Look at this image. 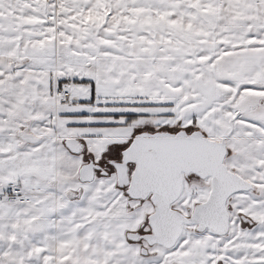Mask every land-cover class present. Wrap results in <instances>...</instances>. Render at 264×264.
I'll use <instances>...</instances> for the list:
<instances>
[{"label":"snow or ice","instance_id":"obj_1","mask_svg":"<svg viewBox=\"0 0 264 264\" xmlns=\"http://www.w3.org/2000/svg\"><path fill=\"white\" fill-rule=\"evenodd\" d=\"M18 2L32 16L0 18V202H22L23 172L67 174L49 192L74 225L115 237L108 264H236L227 245L243 238L264 259V16L189 34L195 9L183 0ZM232 2L217 0L222 11ZM94 5L100 22L84 15ZM141 9L153 17H133ZM101 82L124 98L101 96ZM134 124L103 151L104 132L74 131Z\"/></svg>","mask_w":264,"mask_h":264},{"label":"crops","instance_id":"obj_2","mask_svg":"<svg viewBox=\"0 0 264 264\" xmlns=\"http://www.w3.org/2000/svg\"><path fill=\"white\" fill-rule=\"evenodd\" d=\"M186 2V5L195 9L192 17L194 21L198 20L199 25L201 22H205L210 15L212 16L211 24L218 19H227L230 26H238L247 19L264 16V2H257V0H233L231 8L223 11L217 0H195V2L191 0V4ZM253 30L252 28L248 29V31ZM243 31L241 29V32ZM125 91L134 92V89H126ZM32 92L35 94V89H32ZM98 92L101 96L111 100L123 99L125 94V92H121L112 95L110 87L103 82L98 84ZM6 95H11V89ZM46 110L59 113L64 109L57 103L55 105L49 104ZM98 110L120 111L122 109ZM16 115L21 120L25 119L24 113H17ZM25 123L30 126V122L25 121ZM54 123L62 126L59 118ZM74 131L76 133L104 132L106 137L115 138V140L126 138L130 134L129 132L126 133L125 129H77ZM14 143L23 149V141H16L14 138ZM95 144L98 150L103 151V146L100 145L99 141H96ZM20 176L23 180V187L34 189V185L38 184L41 191L40 193L35 191L37 196L29 205H19L8 197L5 201L0 202V264H82V259H72V248L74 245L76 247L77 243L81 245L86 237L85 233L88 235L95 231L83 229L78 217L74 225L69 210H64L61 201L49 192V190H56L58 195L63 185L72 183L75 178H65L57 173L56 182L52 183L46 174L40 170L26 171ZM13 183H15V179H13ZM41 195L46 197V202L37 203L36 201ZM60 248L63 249L62 256L59 255ZM246 260L247 264L249 262H251L250 264H264V259L259 261Z\"/></svg>","mask_w":264,"mask_h":264},{"label":"rangeland","instance_id":"obj_3","mask_svg":"<svg viewBox=\"0 0 264 264\" xmlns=\"http://www.w3.org/2000/svg\"><path fill=\"white\" fill-rule=\"evenodd\" d=\"M186 1L191 4V0H184V3H187ZM84 2H87V0H84ZM146 4H152L155 2V0H144ZM159 6V5H158ZM41 7H43V4H41ZM175 7H179V5H175ZM192 7V6H191ZM20 13V15H24L27 13L29 16H32V13L29 11L27 7H24L22 4L18 2V0H5L4 5L2 9H0V18L4 19L5 21H13L16 18L17 13ZM84 15L88 18L89 21L91 22H100L104 19V13L98 11V6L94 5V10L91 13H84ZM133 17L139 18L141 21L147 22L150 20L154 13L150 10H144L141 9L139 11L133 12L132 13ZM193 14L191 15V23H189L184 31L188 32L191 34L192 32H195L198 30V20L194 21L193 20ZM183 19V17H181ZM202 18V17H200ZM161 21L163 20V16L160 17ZM212 21V16H208L205 20V24H211ZM32 21H21V23H29ZM194 23V25H193ZM241 55H250L247 51L245 53H242ZM81 72L85 75H88L89 73L84 72L83 69H81ZM73 92L75 95H88L87 89H79V88H74ZM136 125L134 124L131 128L135 127ZM131 128L125 130L126 133L131 132ZM115 140L109 137H104L103 140H99V143L101 146L104 147L105 144L111 143ZM65 178H75V176H70L67 174H62L59 173ZM78 175V173H77ZM224 239H227V237H224ZM115 242V237L108 239L105 238V240H101L96 232L89 233L88 235L86 234L85 239L82 241L81 245L77 243L78 245L73 246L72 251L73 253L71 254L72 259H82L83 262L82 264H107L108 260L111 259V256L113 255L112 253H106L105 252V245L111 244ZM221 247L223 246L222 244L220 245ZM121 247H123L121 245ZM229 250L232 252L233 255L239 257L238 261L236 264H247L246 259H253L254 253L261 251L262 248L260 245L255 244L254 242H250L249 238H243L236 242V244L233 246L232 244L227 245ZM62 251L63 249L60 248L59 255L62 256ZM251 262H249L250 264Z\"/></svg>","mask_w":264,"mask_h":264},{"label":"built area","instance_id":"obj_4","mask_svg":"<svg viewBox=\"0 0 264 264\" xmlns=\"http://www.w3.org/2000/svg\"><path fill=\"white\" fill-rule=\"evenodd\" d=\"M15 187L19 189V192L23 193L22 202L17 201L15 197H12V196H8V198L19 205H29L33 202L34 197L37 196V193L31 188L23 187L18 184H15Z\"/></svg>","mask_w":264,"mask_h":264}]
</instances>
